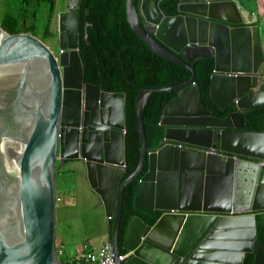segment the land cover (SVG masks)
Instances as JSON below:
<instances>
[{
	"label": "water",
	"instance_id": "1",
	"mask_svg": "<svg viewBox=\"0 0 264 264\" xmlns=\"http://www.w3.org/2000/svg\"><path fill=\"white\" fill-rule=\"evenodd\" d=\"M128 0L129 19L156 54L176 61L191 79L141 88V160L128 178L125 95L85 83L79 53V9L58 13V53L29 32L0 41V264H63L57 253V161L87 172L105 214L113 216L114 264H264L258 214H264V131L245 130V111L264 105V50L258 15L240 0ZM214 60L210 98L202 101L195 67ZM25 67L18 77L5 71ZM179 90L163 112L164 136L150 148L144 110L154 92ZM24 93L26 94L23 98ZM31 104V105H30ZM30 105V111L27 106ZM136 214L119 243L126 186L144 172ZM146 202V203H145ZM120 247L130 254L119 259Z\"/></svg>",
	"mask_w": 264,
	"mask_h": 264
},
{
	"label": "trees",
	"instance_id": "2",
	"mask_svg": "<svg viewBox=\"0 0 264 264\" xmlns=\"http://www.w3.org/2000/svg\"><path fill=\"white\" fill-rule=\"evenodd\" d=\"M241 3L258 0H240ZM141 0H136L139 7ZM178 0H163L161 8L176 14ZM243 3V4H244ZM1 26L9 33L29 32L45 40L58 35L51 26L57 12V0H2ZM43 28V29H42ZM40 35V36H39ZM57 47V44H56ZM79 53L83 63L85 83L105 92L125 95V156L129 167L123 182L138 168L142 140L139 131L137 103L141 88L176 86L188 82L192 73L176 61L152 51L146 40L134 29L128 15V0H82L79 9ZM188 63L195 67V82L202 90L203 104L212 114L224 118L235 110L217 109L210 98V83L214 60L208 56ZM179 90L154 92L144 110L145 128L150 148L159 146L164 128L160 125L166 105L177 97ZM245 130L264 131V105L245 111ZM125 187L119 237L123 240L126 226L133 215L139 214L154 223L160 212L153 215L136 209L135 196L141 178ZM114 217L110 221L113 222ZM258 239H264V214H258ZM121 252H125L122 250ZM63 264H67L62 260ZM254 254H246L242 264H253Z\"/></svg>",
	"mask_w": 264,
	"mask_h": 264
},
{
	"label": "rangeland",
	"instance_id": "3",
	"mask_svg": "<svg viewBox=\"0 0 264 264\" xmlns=\"http://www.w3.org/2000/svg\"><path fill=\"white\" fill-rule=\"evenodd\" d=\"M1 1L2 0H0V18L2 15ZM258 1L260 3H264V0ZM58 3H60L59 5H57L58 12H61V10H66L69 6H67L66 0H58ZM261 16L264 18V9ZM57 21L58 15L54 17V21L51 26L52 30L55 32L58 31ZM262 24L264 25V19L262 21ZM261 38V43L262 45H264L263 35H261ZM43 41L54 52L58 53V49L56 47V44L58 42V35L55 37L51 36ZM25 95L26 94L24 93L23 98ZM57 163H60L59 160L57 161ZM57 168H59V165L57 166ZM56 174L57 191L58 195L61 197L60 200L57 201L56 228L57 234H59V236H57L56 245L57 247L60 246V235H62L64 237L66 252L68 254H74L75 246L80 247L81 244L85 243L84 238L86 235H88L89 231L92 229L100 228L102 226V207L99 206V200H97L96 197L89 192L87 186L86 189L81 190V183L75 172L65 171L63 176L61 174H58V172ZM63 182L68 187L74 189L76 193V197H73L76 200L65 209H63L64 203L68 202L69 199L65 194L66 191H64ZM82 248L83 246L78 248V251H81ZM73 257H71L70 259H72ZM62 260L66 261L65 256L61 257V261Z\"/></svg>",
	"mask_w": 264,
	"mask_h": 264
},
{
	"label": "crops",
	"instance_id": "4",
	"mask_svg": "<svg viewBox=\"0 0 264 264\" xmlns=\"http://www.w3.org/2000/svg\"><path fill=\"white\" fill-rule=\"evenodd\" d=\"M66 1H67V6H68L69 5V0H66ZM59 4L60 3H58V0H57V5H59ZM243 5H245L246 8H248L250 11H252V12H254V13H256L258 15L259 19H258V21H256V24L260 25V30H261L262 35L264 37V25L262 24V21H263L264 18L261 16L262 12H263V9H264V3H260L259 1H257L256 4H254V5H253L252 2H247V3H244ZM58 13L59 12L57 11L55 16H57ZM57 25H58V21H57ZM262 46H263V50H264V45H262ZM59 162L60 163H57L59 165V168H57L58 169L57 170L58 174H61L63 176L65 171L66 172H69V171L75 172L77 177L79 178L80 183H81V190L86 189V186H87L89 192L92 193V195L95 196L97 200H99V206L102 207V217H103V222H101L102 226L100 228H96V229L90 230L88 235H86L85 238H84L85 243L81 244V246H80V247H82V246L84 247L86 245L89 248H99V247H101L103 245V243L106 240L110 239V236H109V233H110V221L112 219L109 220L108 216L105 214L104 206H103V204L101 202L100 196L97 195L91 189V187L89 185V180H88V177H87L86 170L84 168H82V167L79 168L78 165H74V164L70 165L68 163H63L60 160H59ZM63 187H64V191H66L65 194H66V196L69 199L68 202L64 203L63 209H65V208L69 207L71 205V203L76 200V199H74L76 197V193H75L74 189H72L71 187H68L67 185H65L64 182H63ZM86 201H87V199H86ZM57 236H59V234H57ZM61 245L64 247L66 260L71 258V257H73V256H76L79 253L78 248H80V247H77V246H75V253L74 254H68L66 252V248H65V244H64V237L62 235H60V246Z\"/></svg>",
	"mask_w": 264,
	"mask_h": 264
},
{
	"label": "built area",
	"instance_id": "5",
	"mask_svg": "<svg viewBox=\"0 0 264 264\" xmlns=\"http://www.w3.org/2000/svg\"><path fill=\"white\" fill-rule=\"evenodd\" d=\"M260 164L264 165V161L260 162ZM58 200H60V197L57 198ZM112 218L113 216L108 217L109 220ZM57 253L60 260L61 257L65 256V250L62 245L57 247ZM129 256L130 254H120L119 259L125 261ZM65 262L67 264H114L113 244L109 239L99 248H89L85 245L76 256L72 259H67Z\"/></svg>",
	"mask_w": 264,
	"mask_h": 264
},
{
	"label": "bare ground",
	"instance_id": "6",
	"mask_svg": "<svg viewBox=\"0 0 264 264\" xmlns=\"http://www.w3.org/2000/svg\"><path fill=\"white\" fill-rule=\"evenodd\" d=\"M5 36V33L4 31L0 28V41L2 40V38ZM25 67V64H23V67H13L12 70L10 71H5V73L7 75H10V74H13V73H16L17 76L19 77L21 75V72H22V69H24Z\"/></svg>",
	"mask_w": 264,
	"mask_h": 264
},
{
	"label": "flooded vegetation",
	"instance_id": "7",
	"mask_svg": "<svg viewBox=\"0 0 264 264\" xmlns=\"http://www.w3.org/2000/svg\"><path fill=\"white\" fill-rule=\"evenodd\" d=\"M22 71H23V69H22ZM21 73H22V72H21ZM30 105H31V104H30ZM30 105H29V106H27V107H28V109H29V111H30V108H31V107H30ZM30 113H31V111H30ZM123 237H124V236H123ZM122 242H123V240H121V239H120V237H119V243H120V244H122ZM120 250L122 251V250H123V248H122V247H120ZM123 254H126V252H121V255H123Z\"/></svg>",
	"mask_w": 264,
	"mask_h": 264
}]
</instances>
